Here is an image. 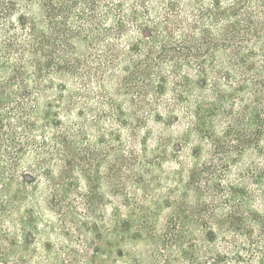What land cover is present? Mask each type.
I'll return each mask as SVG.
<instances>
[{"label":"trees","instance_id":"obj_1","mask_svg":"<svg viewBox=\"0 0 264 264\" xmlns=\"http://www.w3.org/2000/svg\"><path fill=\"white\" fill-rule=\"evenodd\" d=\"M146 70L159 82L158 94L196 71L194 86L206 95L192 102L194 122L173 151L178 155L195 137L213 146L214 156L194 163L185 182L177 175V188L165 196L152 194L149 206L134 198L118 203L110 250H100L107 260L97 264H117L129 259V247L157 244L161 217L170 220L166 231L185 238L200 218L194 207L208 208L203 189L213 203L203 224L210 226L207 240L234 256L232 263L223 251L220 262L264 264V0H0V264H34L40 178L47 197L80 190L84 174L74 156L88 149L98 193L109 177L101 175L103 164L119 173L133 156L118 110H127L125 101L140 104L134 80ZM210 110H240L242 128L216 131ZM230 136L237 145L226 151ZM201 151L192 150L197 157ZM191 192L199 197L195 206ZM145 197L149 203L151 195ZM57 201L52 195L46 205ZM71 215L77 228L87 227ZM91 233L101 240V228L92 224Z\"/></svg>","mask_w":264,"mask_h":264},{"label":"rangeland","instance_id":"obj_2","mask_svg":"<svg viewBox=\"0 0 264 264\" xmlns=\"http://www.w3.org/2000/svg\"><path fill=\"white\" fill-rule=\"evenodd\" d=\"M187 72L189 75L187 81L177 82L178 86L175 89L172 84H164L165 89L160 94L156 91L159 82L151 81L147 70L141 73L139 79L134 80L138 81L136 85L143 93L140 104L137 103L138 105L134 106L125 101L127 110H118L125 114L120 119L124 126L127 124L125 128H122L123 136L127 141L132 142L130 145L133 147L134 154L124 162L123 166L119 165V173L113 172L114 174H112L109 170V163L103 164V167L100 168L101 175L109 177L100 180L101 186L97 190L98 193L94 191L95 160L89 159L88 149L81 156H74L75 160H80L84 174L79 182L80 190L70 189L65 199L56 192L49 193L47 197L42 185L43 179H39L41 184H39V192L33 207L36 213V224L33 226L34 228H31L36 240L32 247L36 249V256L31 260L34 264H97V260H107L103 259L104 255L100 254V250L105 248L108 252L110 250L107 244H112L116 229L114 208L118 203L124 204V199L130 202L134 198L139 201V204L143 203L144 206H149L153 195L165 196L169 191L177 188L174 181L177 175L185 176L183 178L185 182L194 163L200 166L214 156L213 146H208L206 141L195 137L190 139L187 147L178 155L173 151L174 144L183 139V134L187 132L188 126L194 122L191 117L194 113L193 104L204 93V89H197L194 86L198 79L196 71L188 70ZM187 86L190 91H186ZM130 88L133 90V87L130 86ZM204 94L206 95V93ZM125 98L130 100L131 96H118L121 101ZM188 101H191V110L187 104ZM237 106L238 104L235 103V108ZM210 111L213 115L210 120L208 119V125L211 128L214 127L216 131H222L232 125L235 128H242L243 112L240 110ZM206 113L205 111L204 114L206 115ZM129 130H135L131 137H128ZM146 135L145 144H140L141 137ZM234 140V136H230L229 140H226L227 142L224 144L226 151L237 145ZM195 146L202 147L198 157L194 156V152H192ZM231 155L232 153L229 154V156ZM224 157L226 156L222 154L214 159ZM220 167L221 165L218 166V169ZM24 173H29L27 168ZM66 176L65 173L64 181L67 180ZM145 186L150 187L151 192H147L144 189ZM52 195L58 198V201L56 206L50 205L49 208L46 201L50 200ZM146 195H151L149 203L145 201ZM191 195L194 197L192 192ZM202 199L203 204L206 202L205 206L208 208H204L202 203L194 207L200 218L191 223L192 233L185 235V238H175L174 232L166 231L170 220L161 217L157 223L158 233H155L156 237H154L158 240L157 244L149 240L138 245V249L131 246L128 249L129 259H122L123 261H119L117 264H133V261L139 264L138 256L143 257L144 264H216V262L222 264L220 261L225 256L224 252L233 263L234 256L231 255L230 250L219 249L218 247L222 246L219 241L212 244L207 240L206 235L210 226L205 227L206 225L203 226V224L211 221L208 218L211 217L213 203L211 196L204 189ZM198 201L199 197H194L191 204L195 206ZM123 204H121L122 210L129 214L128 207L124 208ZM163 212V214H167L168 210L164 209ZM71 214H74L79 222L87 221V227L79 225L77 228ZM92 224L99 230L101 228L102 238L100 241L91 233ZM145 234L147 233L145 232ZM45 246H48L49 250H45ZM121 246L126 252V247ZM215 247L218 248L217 251L214 250ZM85 256L90 260L94 259L93 262L85 259ZM213 259H215L214 262Z\"/></svg>","mask_w":264,"mask_h":264}]
</instances>
